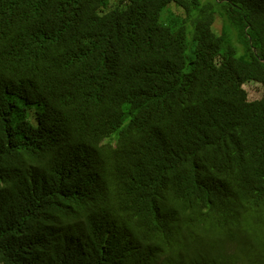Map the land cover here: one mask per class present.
Masks as SVG:
<instances>
[{
  "label": "trees",
  "instance_id": "16d2710c",
  "mask_svg": "<svg viewBox=\"0 0 264 264\" xmlns=\"http://www.w3.org/2000/svg\"><path fill=\"white\" fill-rule=\"evenodd\" d=\"M112 1L0 0V264H264V0Z\"/></svg>",
  "mask_w": 264,
  "mask_h": 264
},
{
  "label": "rangeland",
  "instance_id": "374dc122",
  "mask_svg": "<svg viewBox=\"0 0 264 264\" xmlns=\"http://www.w3.org/2000/svg\"><path fill=\"white\" fill-rule=\"evenodd\" d=\"M118 4H119V0H113L111 7H116ZM185 18H186V13L184 9L182 10L181 8H178L176 5H172L165 11L163 16V22L165 24H169L174 31L178 32ZM214 28L218 33H223L225 29V23L220 16L217 17V21L215 23ZM234 44L237 47L239 53L244 54L245 52L243 45L244 43L242 40L239 39L237 35L234 38ZM188 54L189 56L194 55V46H192L189 49ZM246 90L248 92V96H250L251 101L259 100L264 95V91L258 87L248 86L246 87Z\"/></svg>",
  "mask_w": 264,
  "mask_h": 264
}]
</instances>
